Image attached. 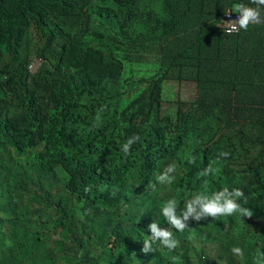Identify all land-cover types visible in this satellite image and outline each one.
I'll return each instance as SVG.
<instances>
[{
    "label": "trees",
    "instance_id": "1",
    "mask_svg": "<svg viewBox=\"0 0 264 264\" xmlns=\"http://www.w3.org/2000/svg\"><path fill=\"white\" fill-rule=\"evenodd\" d=\"M238 3L255 7L0 0V264H257L264 23L226 34L220 19ZM183 84L193 85L192 98L179 96ZM134 134L140 140L125 155ZM171 163L175 181L157 183ZM209 165L213 173L199 175ZM224 187L244 192L238 203L251 218L190 219L179 232L161 214L168 199L182 208ZM155 221L178 244L144 254Z\"/></svg>",
    "mask_w": 264,
    "mask_h": 264
},
{
    "label": "clouds",
    "instance_id": "2",
    "mask_svg": "<svg viewBox=\"0 0 264 264\" xmlns=\"http://www.w3.org/2000/svg\"><path fill=\"white\" fill-rule=\"evenodd\" d=\"M250 3L255 5V7L248 6L244 3H238L234 6L235 13H237L238 16L235 20L229 19L226 22L224 21L227 34L240 30L247 31L251 24L264 23V16H262V12H264V0H250ZM139 140L140 136L136 134L129 137L121 146L122 152L125 155L129 154L132 145ZM229 155L230 153L228 152L220 153V156L225 158ZM217 159H219V157ZM188 163L194 164L195 157L189 156ZM213 171L212 166L209 165L204 168L199 175L207 177L212 174ZM175 173L176 165L175 163H171L156 177V181L161 185L172 184L176 179ZM84 191L90 192L91 186L86 187ZM244 196V192L239 188L229 190L228 187H224L219 191L213 192L211 195H207L203 192L194 194L192 198L184 203L182 208L179 207L178 201L175 198H171L164 202L161 214L168 225L179 232H183L189 227L188 221L190 219L199 222L209 217L215 219L221 216H232L234 214H239L243 218H251L253 216V211L238 203ZM148 230L151 234L148 235L147 239L143 240V247L141 248V252L144 254L154 252L156 250L153 247L154 244H158L170 251L177 247L178 241L174 238L173 232L169 227H161L155 221L148 225ZM231 251L237 257H242L244 254L243 249L240 247H233ZM257 264H264V253L260 254V260Z\"/></svg>",
    "mask_w": 264,
    "mask_h": 264
},
{
    "label": "built area",
    "instance_id": "3",
    "mask_svg": "<svg viewBox=\"0 0 264 264\" xmlns=\"http://www.w3.org/2000/svg\"><path fill=\"white\" fill-rule=\"evenodd\" d=\"M227 14V15H226ZM238 14L231 12V11H226L223 16L220 19V26L222 28V30L227 34V32L225 31L226 29V25L224 24V21H228L229 19L235 20L237 18ZM235 33V32H233ZM39 59H34L29 65H28V71L29 72H34L36 70V68L39 65Z\"/></svg>",
    "mask_w": 264,
    "mask_h": 264
},
{
    "label": "rangeland",
    "instance_id": "4",
    "mask_svg": "<svg viewBox=\"0 0 264 264\" xmlns=\"http://www.w3.org/2000/svg\"><path fill=\"white\" fill-rule=\"evenodd\" d=\"M193 85L192 84H183L179 89V96L182 99H190L193 96ZM170 104H164V109L172 108Z\"/></svg>",
    "mask_w": 264,
    "mask_h": 264
}]
</instances>
